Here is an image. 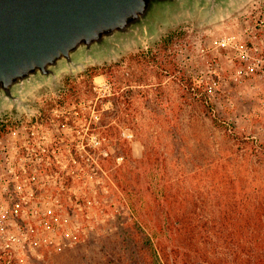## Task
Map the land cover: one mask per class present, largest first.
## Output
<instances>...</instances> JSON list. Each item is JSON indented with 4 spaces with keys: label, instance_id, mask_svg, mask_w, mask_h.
Masks as SVG:
<instances>
[{
    "label": "rangeland",
    "instance_id": "rangeland-1",
    "mask_svg": "<svg viewBox=\"0 0 264 264\" xmlns=\"http://www.w3.org/2000/svg\"><path fill=\"white\" fill-rule=\"evenodd\" d=\"M81 63L31 88L26 107L0 109L1 254L115 264L128 217L109 171L124 158L131 169L146 148L153 187L191 223L183 238L199 264L263 252L264 152L216 128L180 81L192 78L228 125L264 145V0L211 14L196 5Z\"/></svg>",
    "mask_w": 264,
    "mask_h": 264
},
{
    "label": "water",
    "instance_id": "water-1",
    "mask_svg": "<svg viewBox=\"0 0 264 264\" xmlns=\"http://www.w3.org/2000/svg\"><path fill=\"white\" fill-rule=\"evenodd\" d=\"M229 0H0V109L26 107L25 96L82 60L152 31L170 14Z\"/></svg>",
    "mask_w": 264,
    "mask_h": 264
},
{
    "label": "trees",
    "instance_id": "trees-1",
    "mask_svg": "<svg viewBox=\"0 0 264 264\" xmlns=\"http://www.w3.org/2000/svg\"><path fill=\"white\" fill-rule=\"evenodd\" d=\"M180 82L185 91L202 103L205 114L216 128L225 131L233 141L244 143L252 150L264 152L263 144L254 139H244L235 131L232 124L228 125L225 122L208 95L192 78L186 77ZM144 146L146 147L145 144ZM150 153L151 151L146 148L140 158L131 159L133 166L129 170H126L127 159L124 158V166H117L113 171H109V175L120 189L121 200L123 199L120 204L123 213L128 217L126 225L120 223L123 230L119 234L121 236L119 245L126 248L127 253L121 252L115 264H199L185 248L196 243L191 234L189 241L185 239L187 244L183 245L184 232H190L191 223L183 221L178 215V205H173L168 200L174 196L165 188L160 189L158 183L153 187L156 178L151 164L153 155ZM102 163L108 168L107 160ZM101 196H105V192H102ZM85 201L89 202L86 206L93 204L90 197H85ZM261 242L264 243V237ZM241 261V264H264V251L247 253ZM0 262L15 264L11 257L2 255L1 252Z\"/></svg>",
    "mask_w": 264,
    "mask_h": 264
}]
</instances>
